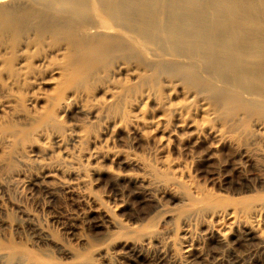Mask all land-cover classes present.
<instances>
[{
    "label": "rangeland",
    "instance_id": "rangeland-1",
    "mask_svg": "<svg viewBox=\"0 0 264 264\" xmlns=\"http://www.w3.org/2000/svg\"><path fill=\"white\" fill-rule=\"evenodd\" d=\"M77 5L72 39L0 30V264H264V99L229 113Z\"/></svg>",
    "mask_w": 264,
    "mask_h": 264
},
{
    "label": "bare ground",
    "instance_id": "bare-ground-1",
    "mask_svg": "<svg viewBox=\"0 0 264 264\" xmlns=\"http://www.w3.org/2000/svg\"><path fill=\"white\" fill-rule=\"evenodd\" d=\"M32 1L39 7L7 11L0 30L13 36L32 29L40 35L68 32L71 39L77 37L69 22L61 31L57 16L68 1L79 4V11L98 10V24L115 29L119 45L130 38L136 22L140 24L134 35L155 43L161 54L172 59H161L158 69L204 89L214 104L229 113L248 109L254 96L264 99V17L257 11L264 0ZM214 11H224L226 19L216 18Z\"/></svg>",
    "mask_w": 264,
    "mask_h": 264
}]
</instances>
